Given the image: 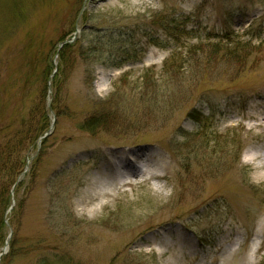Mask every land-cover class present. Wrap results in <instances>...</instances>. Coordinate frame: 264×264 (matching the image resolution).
<instances>
[{"label":"rangeland","instance_id":"obj_1","mask_svg":"<svg viewBox=\"0 0 264 264\" xmlns=\"http://www.w3.org/2000/svg\"><path fill=\"white\" fill-rule=\"evenodd\" d=\"M43 89L0 264H264V0H0V127Z\"/></svg>","mask_w":264,"mask_h":264},{"label":"trees","instance_id":"obj_2","mask_svg":"<svg viewBox=\"0 0 264 264\" xmlns=\"http://www.w3.org/2000/svg\"><path fill=\"white\" fill-rule=\"evenodd\" d=\"M72 48H79V54L82 51L83 46H79V37L73 43H67L63 45L59 52L60 66L65 64L67 53ZM90 54V50H86L85 53H81V55H84L85 57ZM174 59L175 56L171 57L165 66L173 64ZM58 73L60 75L64 73L63 67H61V69L59 67ZM174 75L177 74H171L172 77H174ZM56 78L57 79L53 81V85L58 87V75ZM156 81L157 79L154 81L144 79V88L150 89L154 87L157 84ZM180 87L181 85H179L178 89H180ZM45 90L46 89L42 90L40 97L37 98L35 104L30 108L27 118H22V123L20 122L21 124L18 123V125H15L14 121H11L5 126L0 127V244L7 236V230L10 229L8 233H10V231L12 233L10 240L11 249L15 244V228L13 223H15L14 220L16 217L17 208L21 207L20 200L22 198H19L18 194L20 195L26 180L30 178L34 170L37 169L36 165L39 163L43 155L44 145H46L50 137L49 135V137H46L42 140L41 144H43V146L41 149H39L40 138L44 136L51 126L50 113H48L45 106ZM99 101L100 102H96L93 113L83 122V129H87L92 133H99L101 132V129H103L102 126V128H99L96 127L95 124L100 125L99 122L105 121L107 119L111 120V122L116 121L117 116L120 115V108L122 107V105L115 100L109 99L107 101ZM126 116H128L129 119L131 118L128 113H126ZM39 120L40 123H38ZM41 124L42 127L39 126ZM56 125L57 122H55V126ZM33 147H35L34 151ZM29 159L30 162L28 164V171L23 174L27 168V160ZM13 198L15 199L14 205ZM12 205L13 212L11 211L8 213ZM6 219L9 220V224L5 222ZM5 228L7 230H4Z\"/></svg>","mask_w":264,"mask_h":264},{"label":"bare ground","instance_id":"obj_3","mask_svg":"<svg viewBox=\"0 0 264 264\" xmlns=\"http://www.w3.org/2000/svg\"><path fill=\"white\" fill-rule=\"evenodd\" d=\"M48 132H46L45 134H47ZM51 133H49L48 135H44V137L46 138V137H48L49 135H50ZM8 250H9V244H8V242H6V244L4 245V247H3V249H2V251H3V257H4V255L6 254V253H8ZM5 251V252H4ZM168 263L169 264H172V262L171 261H168Z\"/></svg>","mask_w":264,"mask_h":264},{"label":"water","instance_id":"obj_4","mask_svg":"<svg viewBox=\"0 0 264 264\" xmlns=\"http://www.w3.org/2000/svg\"><path fill=\"white\" fill-rule=\"evenodd\" d=\"M76 38V37H75ZM74 38V39H75ZM72 42V40H68V41H64V42H61L60 43V47H62L63 45H65L66 43H71ZM52 128H53V126H52ZM52 128L48 131V133L47 134H49L51 131H52ZM5 252V251H4ZM4 253H1L0 254V258H1V256L3 255Z\"/></svg>","mask_w":264,"mask_h":264}]
</instances>
